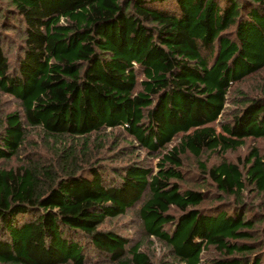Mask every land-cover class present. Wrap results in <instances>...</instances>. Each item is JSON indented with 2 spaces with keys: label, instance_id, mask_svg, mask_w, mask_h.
<instances>
[{
  "label": "trees",
  "instance_id": "trees-1",
  "mask_svg": "<svg viewBox=\"0 0 264 264\" xmlns=\"http://www.w3.org/2000/svg\"><path fill=\"white\" fill-rule=\"evenodd\" d=\"M263 72L264 0H0V264H264Z\"/></svg>",
  "mask_w": 264,
  "mask_h": 264
},
{
  "label": "rangeland",
  "instance_id": "rangeland-1",
  "mask_svg": "<svg viewBox=\"0 0 264 264\" xmlns=\"http://www.w3.org/2000/svg\"><path fill=\"white\" fill-rule=\"evenodd\" d=\"M10 39H14V36L12 34H9ZM3 51L7 54L8 58H11L14 56V49L11 47H4ZM264 81V72L260 74L256 79H254L253 82L246 81L239 85L240 88L248 91L251 87L257 86L260 82ZM10 99L6 96H0V114L4 111H11L13 108H15V104L9 101ZM120 138L119 134L116 130L108 131L105 130L104 132L99 134V137H101L98 145H102L104 148L103 150H106V154H110L112 157H114L115 162L114 165L111 167H119L122 162L126 161H142L145 164L152 165L156 161V156L153 157H147L145 152L143 150H140L135 144H133L131 147L126 144V141L120 140L119 142H114L113 137ZM125 140V139H123ZM93 144H95L97 141H95V136H92L90 139ZM113 143H116L114 147L111 148V145ZM176 140H174L171 145L175 144ZM251 147H254L257 149L258 154L261 157H264V139L260 140H246L244 145L239 148L238 150L234 152H228L226 153V159L227 160H234L236 157L243 155L245 152H247ZM90 149L96 151L93 154H90V156L97 157L100 155L103 151L98 153L99 148H96L93 145H90ZM40 154L44 155L43 150L40 148ZM92 156V157H93ZM118 157V158H117ZM118 159H121L118 161ZM218 161L216 157H213L210 162ZM186 164H190L189 161L185 162ZM258 201V198H256ZM138 207V204L134 206V208L127 213H125L123 216L114 218L111 220H106L103 225L101 226L104 230H111L114 231L125 238L128 239L129 244H140V250L146 252L148 255H154L155 258H159L164 252L165 248L161 246L158 242H156L153 238H146L141 230V225L136 217L135 211ZM211 253H208L206 256H211ZM97 260V257H93V261Z\"/></svg>",
  "mask_w": 264,
  "mask_h": 264
}]
</instances>
